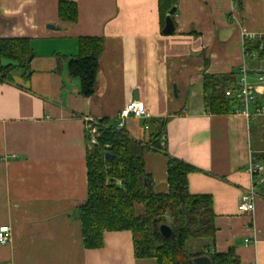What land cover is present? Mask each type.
<instances>
[{
  "label": "crops",
  "instance_id": "0c3cea01",
  "mask_svg": "<svg viewBox=\"0 0 264 264\" xmlns=\"http://www.w3.org/2000/svg\"><path fill=\"white\" fill-rule=\"evenodd\" d=\"M60 1L76 4L74 23L59 20ZM237 1L233 11L231 0H177L168 17L172 31L164 34L157 0H0V39H27L34 53L28 78L18 68L10 82L0 80V226L11 229L10 241L0 244V264H156L134 257L127 231L107 232L101 248L85 249L76 217L88 195L82 118L114 126L131 101L144 104L148 121L167 120L166 153L144 154L152 191L168 192L170 157L195 169L186 176L190 194L212 198L214 240L195 251L233 249L239 264H264L262 187L252 213L237 210L251 185L249 155L262 151L263 140L254 146L252 132L262 139L264 116L233 113L237 102L225 115L204 107V75L238 74L243 62L256 92L250 110L264 106L257 81L263 62L244 52L245 36H264V0ZM80 37L103 40L90 98L67 72ZM124 129L133 140L150 138L142 120L129 118Z\"/></svg>",
  "mask_w": 264,
  "mask_h": 264
},
{
  "label": "trees",
  "instance_id": "16d2710c",
  "mask_svg": "<svg viewBox=\"0 0 264 264\" xmlns=\"http://www.w3.org/2000/svg\"><path fill=\"white\" fill-rule=\"evenodd\" d=\"M157 2L160 24L163 25L177 0ZM234 2L238 8V1ZM77 15L75 3H58L60 21L74 23ZM77 44L78 53L67 62V72L69 77L78 80L80 94L90 98L94 93L103 40L80 37ZM244 48L247 58L257 59L264 65V36L246 40ZM33 58L34 53L27 39H0V59L7 61L6 65L0 66V80L10 82L11 73L18 68L25 70L23 76L28 78ZM238 76L239 72L204 75V107L208 113L225 115L232 111L236 100L228 94L232 90L237 91ZM166 121L153 119L147 122L151 130L147 143L133 140L124 128L116 130L105 119L99 120L95 145H91L86 136L88 195L86 203L76 210L84 248L99 249L105 233L127 231L131 234L136 259H154L156 264H194L192 260L206 256L212 264H239L233 249L223 254L203 251V248L194 249L199 243H206L204 248L207 249L215 235L211 196L192 195L188 191L186 176L195 169L167 157L168 192L156 194L152 191L151 180L144 170V154L151 150L166 153L165 143L160 146L166 132ZM262 140V151L254 157L264 166V134ZM107 154L113 157L107 158ZM261 194L264 196V184ZM135 206H141L140 214L136 213ZM162 225L169 226L172 231L167 240L159 234ZM193 241L197 243L192 246L191 252L187 244Z\"/></svg>",
  "mask_w": 264,
  "mask_h": 264
},
{
  "label": "built area",
  "instance_id": "2783aa9c",
  "mask_svg": "<svg viewBox=\"0 0 264 264\" xmlns=\"http://www.w3.org/2000/svg\"><path fill=\"white\" fill-rule=\"evenodd\" d=\"M232 10L236 9V4L234 0ZM246 40H253L251 36H245ZM253 56V55H252ZM257 81L259 85L264 86V65L258 70ZM235 100L239 104L238 109H235L233 113L245 117L247 120H253L256 117L264 116V106H256L254 111L250 110V106L256 101V92L250 86L248 82V70L245 62H243L239 67V79L237 85V91L235 92ZM149 113L146 111L144 104L141 101H131L124 105L122 109L118 112L116 116V124L114 129L121 130L125 128L126 121L129 118L142 120L143 127L145 130L148 129L147 121L149 120ZM85 136L89 138V143L91 145L96 144V136L98 128L100 127L99 120L92 116H83L82 118ZM165 137L161 138L160 146H164ZM246 172L250 177V187L246 190L239 199V204L237 207L240 213H252L254 210V200L257 197L258 191L264 184V166L255 160L253 155H249L248 165L246 167ZM11 238V229L7 225L0 226V244H7ZM250 242L245 240V243Z\"/></svg>",
  "mask_w": 264,
  "mask_h": 264
},
{
  "label": "water",
  "instance_id": "95a60500",
  "mask_svg": "<svg viewBox=\"0 0 264 264\" xmlns=\"http://www.w3.org/2000/svg\"><path fill=\"white\" fill-rule=\"evenodd\" d=\"M175 9L176 8H174V7L171 8V10L168 12V14L166 16V19H165V23L166 24H165V28L163 30V33L164 34H169L172 31V25H171V23H169L170 21L168 20V17L171 16V15H173V13L175 12ZM106 157L107 158L108 157H111L112 158L113 156L107 154ZM159 234L161 235V237L163 239H166L167 240V239H169L171 237L172 231H171V229H170L169 226L162 225V226H160ZM192 261H193L194 264H212L211 261H210V259L208 257H206V256L197 257V258H195Z\"/></svg>",
  "mask_w": 264,
  "mask_h": 264
},
{
  "label": "rangeland",
  "instance_id": "374dc122",
  "mask_svg": "<svg viewBox=\"0 0 264 264\" xmlns=\"http://www.w3.org/2000/svg\"><path fill=\"white\" fill-rule=\"evenodd\" d=\"M261 142H262L261 133L259 132V130L254 129L252 132V143H253V145L255 146L256 144H260ZM196 243H197V241L188 242L187 248L189 249V251H191V252L193 251L192 246H194Z\"/></svg>",
  "mask_w": 264,
  "mask_h": 264
}]
</instances>
